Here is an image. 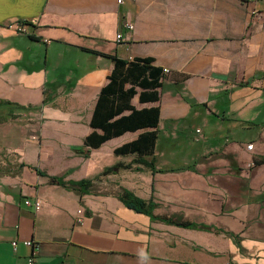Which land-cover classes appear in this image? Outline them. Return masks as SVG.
Listing matches in <instances>:
<instances>
[{
  "label": "crops",
  "instance_id": "obj_1",
  "mask_svg": "<svg viewBox=\"0 0 264 264\" xmlns=\"http://www.w3.org/2000/svg\"><path fill=\"white\" fill-rule=\"evenodd\" d=\"M122 1L0 0V264H264V0ZM112 57L165 76L149 157L83 146Z\"/></svg>",
  "mask_w": 264,
  "mask_h": 264
},
{
  "label": "trees",
  "instance_id": "obj_2",
  "mask_svg": "<svg viewBox=\"0 0 264 264\" xmlns=\"http://www.w3.org/2000/svg\"><path fill=\"white\" fill-rule=\"evenodd\" d=\"M110 60L112 68L107 83L98 93L89 124L92 131L84 138L83 146L87 150L96 149L110 139L141 131L135 140L121 145L113 153L115 156L136 155L141 159L149 157L156 148L159 109L150 107L136 110L131 100L137 96L140 104L157 102L158 90L165 76L161 69L151 65V59L137 58L126 62L112 57ZM262 164L264 158L254 163L256 166ZM51 182L59 181L51 179ZM120 200L135 212L149 214L152 210V205L131 193L124 192ZM159 219L175 226L194 227L189 223Z\"/></svg>",
  "mask_w": 264,
  "mask_h": 264
},
{
  "label": "built area",
  "instance_id": "obj_3",
  "mask_svg": "<svg viewBox=\"0 0 264 264\" xmlns=\"http://www.w3.org/2000/svg\"><path fill=\"white\" fill-rule=\"evenodd\" d=\"M122 2H123L122 0H117V3H118V4H121ZM124 28H125L126 30H132V29H133V25L130 24V23H125V24H124ZM16 30H17L18 32H24V29H23V27H22L21 25H16ZM120 39H121V34L118 33V34L116 35V40L119 41ZM165 72H166V71H165ZM197 132H199V131H197ZM246 148H247L248 150H250V149L252 148V145H247ZM24 204H25V205L33 206L35 210H38V209L40 208V204H39L38 201L25 200V201H24ZM23 244H24L25 246H27V247H34V244H33L31 241H24ZM15 245H16L15 242H13V243H12V246L15 247ZM30 262H31V261H30Z\"/></svg>",
  "mask_w": 264,
  "mask_h": 264
},
{
  "label": "rangeland",
  "instance_id": "obj_4",
  "mask_svg": "<svg viewBox=\"0 0 264 264\" xmlns=\"http://www.w3.org/2000/svg\"><path fill=\"white\" fill-rule=\"evenodd\" d=\"M248 167H251V164H249ZM246 169H249V168H246Z\"/></svg>",
  "mask_w": 264,
  "mask_h": 264
}]
</instances>
